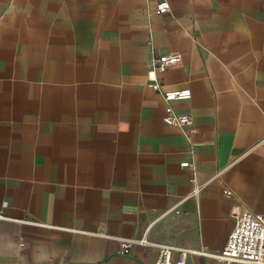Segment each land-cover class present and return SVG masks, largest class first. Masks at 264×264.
Here are the masks:
<instances>
[{
  "label": "crops",
  "instance_id": "1",
  "mask_svg": "<svg viewBox=\"0 0 264 264\" xmlns=\"http://www.w3.org/2000/svg\"><path fill=\"white\" fill-rule=\"evenodd\" d=\"M160 1L0 0V264H156L264 215V0ZM171 53L183 130L147 72Z\"/></svg>",
  "mask_w": 264,
  "mask_h": 264
},
{
  "label": "built area",
  "instance_id": "2",
  "mask_svg": "<svg viewBox=\"0 0 264 264\" xmlns=\"http://www.w3.org/2000/svg\"><path fill=\"white\" fill-rule=\"evenodd\" d=\"M170 10V3L167 0H162L157 3L155 12L161 15L170 12ZM182 59V53H171L155 55L147 63L148 78L152 81L151 86L167 103L163 121L167 125L177 127L181 130L186 127H192L194 120L188 114L177 113L172 105L175 101L190 99L192 91L189 88L164 91L161 86L159 75L178 65ZM181 164L182 167L189 168L193 171L191 182L195 185L194 193H197L201 185L196 182L194 163L185 161ZM221 172L222 171L219 173ZM223 192L226 197H232V191L229 189H224ZM174 210L176 209L174 208ZM167 212L169 211L162 213L161 216H164ZM176 213H179V211H176ZM232 214L236 220L235 227L221 251L214 253H209L206 250L194 252L188 249H176L172 246L159 245L161 253L156 264H185V257L191 252L212 257L216 264H264V215L248 210L242 212L234 210ZM119 241L122 255H128L130 253V247L133 244H149L145 237L132 240L119 238ZM174 250L180 251V256L176 263L172 261V253Z\"/></svg>",
  "mask_w": 264,
  "mask_h": 264
}]
</instances>
